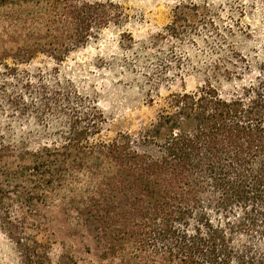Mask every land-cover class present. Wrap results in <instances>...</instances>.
<instances>
[{
	"label": "trees",
	"instance_id": "16d2710c",
	"mask_svg": "<svg viewBox=\"0 0 264 264\" xmlns=\"http://www.w3.org/2000/svg\"><path fill=\"white\" fill-rule=\"evenodd\" d=\"M110 6L0 0V117L66 119L36 150L24 138L14 145L0 125L1 228L26 264L50 263L28 229L59 221L102 244L90 264H264L263 77L231 95L210 81L172 93L150 125L106 140L95 104L49 86L42 70L20 69L86 46L113 20ZM198 16L206 12L177 7L165 35Z\"/></svg>",
	"mask_w": 264,
	"mask_h": 264
},
{
	"label": "rangeland",
	"instance_id": "374dc122",
	"mask_svg": "<svg viewBox=\"0 0 264 264\" xmlns=\"http://www.w3.org/2000/svg\"><path fill=\"white\" fill-rule=\"evenodd\" d=\"M111 5L113 20L86 46L74 49L63 62L39 56L21 70H42L44 82L76 90L86 106L103 113L101 137L132 134L156 120L172 93L190 92L214 84L231 95L244 85L264 78V0H89ZM198 5V7H194ZM199 9L195 24L176 37L166 36L177 7ZM9 63H12L10 60ZM233 72L230 78L215 69ZM30 102L38 103L36 95ZM53 113L39 120L0 117L2 131L14 145L25 139L30 150L50 140L46 134L65 124ZM28 233L43 242L47 264H90L98 261L102 244L80 228L61 221ZM43 246V245H42ZM0 264H26L15 242L0 226ZM35 264H40L35 263Z\"/></svg>",
	"mask_w": 264,
	"mask_h": 264
}]
</instances>
